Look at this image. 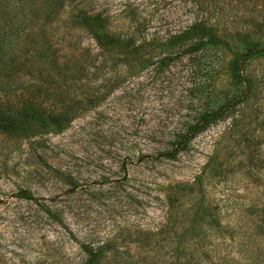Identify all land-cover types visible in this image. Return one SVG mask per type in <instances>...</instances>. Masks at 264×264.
<instances>
[{
  "label": "rangeland",
  "instance_id": "374dc122",
  "mask_svg": "<svg viewBox=\"0 0 264 264\" xmlns=\"http://www.w3.org/2000/svg\"><path fill=\"white\" fill-rule=\"evenodd\" d=\"M204 5L202 12L192 0H66L58 33L63 35L62 27L79 12L105 15L111 32L147 38L179 31L196 17L206 19L229 47L215 62L218 98L240 93L250 83L249 95L235 110L250 143L263 153L264 0H204ZM78 34L75 46L57 37L51 47L60 60L69 52L74 62L83 58L82 49L92 48L88 54L100 66L102 52L86 33ZM252 47L263 52L250 56ZM232 59L241 61L245 77L238 84L228 75ZM29 63L17 64L21 74L15 84L0 81V100H17L34 83L26 74ZM186 75L152 82L150 71H143L133 87L137 99L81 111L58 133L30 140L0 133V264H83L81 245L88 242L111 247L98 264H113L118 253L137 264H213L224 254L221 244L233 239L235 215L225 209L246 202L256 212L238 227L261 222L264 191H258L261 184L253 187L251 178L260 176L249 170L244 149L228 134L229 119L198 134L174 160H155L159 137L150 143L143 138L140 125L170 136L198 117L197 109L187 106L192 83ZM38 101L51 109L45 98ZM228 196L234 203L226 202Z\"/></svg>",
  "mask_w": 264,
  "mask_h": 264
},
{
  "label": "trees",
  "instance_id": "16d2710c",
  "mask_svg": "<svg viewBox=\"0 0 264 264\" xmlns=\"http://www.w3.org/2000/svg\"><path fill=\"white\" fill-rule=\"evenodd\" d=\"M192 1L196 10H205L204 0ZM65 4L66 0H0V81L7 86L15 84V76L21 74L17 64L22 61L30 62L26 74L34 80L33 84H26V95L22 94L14 101L0 100L1 134L30 140L49 131L58 133L81 111L95 109L105 101L121 105L127 99H137L138 90L134 92L133 87L140 82L139 75L143 71H150L152 82H163L167 77L177 78L187 73L186 77L192 83L187 92L190 97L187 106L197 109L198 117L192 123L186 120L182 129L169 132L170 136L146 124L140 125L146 141L150 143L158 136L162 144L154 149V159L174 160L198 134L229 119L228 134L239 144L241 151L244 149L242 155L246 166L252 168L249 170L255 169L259 173V179L257 175L251 177L256 183L253 187L261 184L258 191H264V152L250 143L243 117L235 110L237 104L249 95L251 85L249 83L248 88L240 93L218 98L215 81L219 71L215 62L229 47H223L225 42L213 25L196 17L179 31L147 38V35L138 37L111 32L105 15L79 12L72 16L66 27H62L60 32L63 35L59 36L57 20ZM79 31L86 33L97 46L95 48L102 52L100 66L95 67L93 57L88 54L92 48L82 49L80 56L83 58L74 62L69 52L60 60L56 47H51V40L57 37L67 39L75 46ZM262 52V47L247 51L250 56ZM23 53L25 59L22 60ZM240 62L232 59L228 66V75L237 84L245 79L239 70ZM98 79L102 83L96 85ZM41 97L52 104L49 111L42 101H38ZM219 99H222L220 103ZM138 133H134L135 137ZM246 174L250 176L251 172ZM178 187L172 188L170 194ZM231 197H227V203H234ZM167 199L166 207L173 210L172 198ZM246 205L243 202L241 209H225L226 214L235 215L232 217L235 224L230 231L233 239L221 244L224 254L218 255L213 264H264V215L261 222L238 227L240 221H252L256 212L252 205ZM169 213L171 217L173 212ZM110 248L107 242L102 245L82 244L83 264H98ZM120 262L137 264L118 253L113 257V264Z\"/></svg>",
  "mask_w": 264,
  "mask_h": 264
}]
</instances>
